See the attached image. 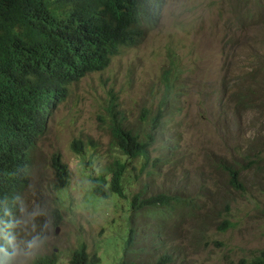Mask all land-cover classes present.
<instances>
[{"label": "rangeland", "instance_id": "obj_1", "mask_svg": "<svg viewBox=\"0 0 264 264\" xmlns=\"http://www.w3.org/2000/svg\"><path fill=\"white\" fill-rule=\"evenodd\" d=\"M112 100L121 125L143 140L156 115L147 158H127L111 142ZM36 148L13 202L6 264L51 253L69 264L81 243L97 264H115L130 224L127 260L149 264L169 252L174 264H246L264 248V0H164L140 44L71 86ZM56 152L69 169L61 188L50 167ZM117 158L124 198L108 189ZM159 192L181 202L154 215L138 205L129 217L136 193Z\"/></svg>", "mask_w": 264, "mask_h": 264}, {"label": "trees", "instance_id": "obj_2", "mask_svg": "<svg viewBox=\"0 0 264 264\" xmlns=\"http://www.w3.org/2000/svg\"><path fill=\"white\" fill-rule=\"evenodd\" d=\"M163 5L164 0H0V149L11 129L20 145L30 146L44 132L43 115L49 101L56 96L64 97L65 86L79 81L86 72L106 67L121 44L140 43L145 32L143 27H152L158 22ZM171 71L172 66L167 65L162 72L163 81L169 82ZM110 106L114 115L111 135L115 147L127 157L147 158L149 142L121 125L115 100ZM23 110H29L30 119ZM155 120L156 115L153 125ZM147 138L152 139L150 134ZM82 144L75 139L71 147L80 153ZM7 155L10 162L0 159L2 214L26 187L27 177L23 179V175L29 173V163L18 150L8 148ZM51 166L57 181L54 188L67 186L69 173L58 155H52ZM124 169V162L118 158L109 167V194L123 196L120 182ZM236 173L234 171L233 175ZM100 179L102 176L97 181ZM94 190L107 196L98 184ZM138 200L135 197L131 203ZM59 218L57 214L58 221ZM129 243L127 235L121 258L115 264H135L125 260ZM6 244L2 235L0 264L9 259ZM99 261L98 253L89 254L84 243L73 249L69 258V264H97ZM167 261L158 259L154 264ZM30 264H57V256L35 254ZM168 264H174L172 257ZM246 264H264V248Z\"/></svg>", "mask_w": 264, "mask_h": 264}, {"label": "clouds", "instance_id": "obj_3", "mask_svg": "<svg viewBox=\"0 0 264 264\" xmlns=\"http://www.w3.org/2000/svg\"><path fill=\"white\" fill-rule=\"evenodd\" d=\"M161 16V15H160ZM148 28H150V27H143V29L145 30V32H146V30L148 29ZM145 32H144V35H145ZM143 38H144V36H143ZM142 42V41H141ZM140 42V43H141ZM140 43H138V44H140ZM138 44H136V45H130V44H121L118 48H120V49H117V51L113 54V55H111L110 56V61H109V63H108V65L110 64V62H111V60H112V58L114 57V56H116V55H118L120 52H121V50H122V48H124V47H134V46H137ZM108 65L106 66V67H103V68H101V69H98V70H93V71H88V72H86L85 74H84V76H82L80 79H79V81L80 80H82V78L83 77H85L87 74H89V73H92V72H101V71H103L104 69H106L107 67H108ZM79 81H77V82H73V83H71V84H69V85H66L65 86V95H64V97H60V96H56V97H54L52 100H50L49 101V103L47 104V106L45 107V110H44V115H43V120L45 119V127H44V132L42 133V135L40 136V137H36L35 138V140H34V142L30 145V146H28L27 148L26 147H23L22 145H20L19 144V142H18V139H17V136H16V134L14 133V131H12V129H11V131H10V134L7 136V140H6V142L4 143V145L1 147V149H0V159H6V160H8L9 162H10V158H9V156L7 155V149L8 148H11V149H16V150H18V152L20 153V155H21V157H22V159H25V161L26 162H28L29 163V173H25L24 175H23V179H25L26 177H27V183H28V179H29V174H30V170H31V165H32V160H33V155H34V153H35V151H36V147H37V145H38V142L39 141H41L43 138H44V136H45V134L47 133V131H48V127H49V120H50V117H51V115H52V113H53V111L58 107V105H60L61 103H63L66 99H67V97L69 96V93H70V88H71V86L72 85H74V84H76V83H78ZM23 114L25 115V116H27V117H29V119H30V116H29V110H23ZM155 122H156V124H154L153 125V127L151 128V132L150 133H148V134H150L151 135V137H152V139H151V141L146 137V141H148L149 142V144H148V147H147V149H148V151H149V146H150V144H151V142L153 141V131L155 130V129H157V118H156V120H155ZM152 123H153V121H152ZM125 128V127H124ZM127 129V128H126ZM130 130V129H129ZM133 132V131H132ZM147 134V135H148ZM75 140V139H74ZM77 140H79V139H77ZM141 140H143V139H141ZM73 141V140H72ZM144 141V140H143ZM111 142L113 143V138H112V135H111ZM113 145H114V143H113ZM115 146V145H114ZM72 148V147H71ZM119 149V148H118ZM120 150V149H119ZM121 151V150H120ZM122 152V151H121ZM123 154V153H122ZM53 155H58L59 157H60V161L62 162V163H64L65 165H66V167H67V170H68V173H69V169H68V166H67V164L62 160V158H61V155L59 154V153H53ZM124 155V154H123ZM125 156V155H124ZM125 157H127V156H125ZM139 157V156H138ZM127 158H132V156L131 157H127ZM134 158V157H133ZM51 159H52V157H51ZM119 159V158H118ZM123 162V161H122ZM114 163H115V161H114ZM124 164H125V162H124ZM50 167L52 168V166H51V160H50ZM53 169V168H52ZM53 172H54V170H53ZM123 172H124V170L122 171V176H123ZM233 172L234 171H232L231 172V174H230V177H231V180H232V182L233 183H237V177H238V172L236 173V175H233ZM27 174H28V176H27ZM54 175V174H53ZM56 179V178H55ZM122 179V178H121ZM69 181V180H68ZM27 183H26V186H27ZM120 184H121V182H120ZM109 185H110V183H109ZM120 188H121V190H122V194H123V196L121 197V198H124L125 197V192H124V189H123V187H122V185L120 186ZM25 189H26V187L24 188V190H22L19 194H21V193H25ZM108 189H109V187H108ZM109 191H110V189H109ZM19 194H17V195H19ZM16 195V196H17ZM116 196H118L117 194H115ZM15 196V197H16ZM120 197V196H119ZM138 198L139 200L136 202V203H134V202H132L131 203V201H132V199L133 198ZM14 199L15 198H13L12 200H11V202H10V208L9 209H6V213L5 214H2V210H1V207H0V237L2 236V235H4V237H5V239H6V241H7V244H6V246H7V251H9V255H10V249H11V245H10V240H9V237L11 236V234L13 233V231H14V229H15V223H14V219H13V210H14V206H13V202H14ZM132 199L131 200H129V208H130V212H131V215L129 216V217H132V215L135 213L134 211H137V209H136V207L139 205V208H142V207H148L147 208V213H150V214H155V213H157V212H163V211H166V212H169V213H171V211L175 208V207H177L178 206V204L181 202V199L179 198V197H177V196H175V195H170V194H166V193H163V192H159V193H156V194H153V196H150V197H147V198H142L141 197V194H139V193H136L133 197H132ZM131 204H135V207L133 208V207H131ZM155 207V208H162V209H153V208ZM128 235L130 236V243H129V245H127V247H126V250H125V256H126V253H127V250H128V248L129 247H131L133 244H134V239H135V229H134V227H133V224H130V227H129V229H128ZM124 247H125V245H124ZM3 257V255L1 256V258ZM170 257H172L171 256V254L169 253V252H164L161 256H159L153 263H149V264H154L158 259H167L168 261H169V259H170ZM173 259V258H172ZM125 260L126 261H128V262H132V263H135V264H147V263H136V262H134V261H130V260H127L126 258H125ZM8 261H9V259H8ZM8 261H6V263L8 262ZM168 261H167V263L166 264H168ZM5 263V264H6Z\"/></svg>", "mask_w": 264, "mask_h": 264}]
</instances>
